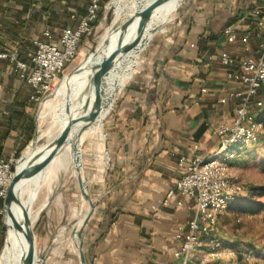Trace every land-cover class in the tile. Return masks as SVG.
<instances>
[{
	"label": "crops",
	"instance_id": "1",
	"mask_svg": "<svg viewBox=\"0 0 264 264\" xmlns=\"http://www.w3.org/2000/svg\"><path fill=\"white\" fill-rule=\"evenodd\" d=\"M88 2L0 0V50L25 37L46 40V28L57 38L65 26L76 25ZM260 3L264 0H186L170 34L150 46L142 76L118 103L108 145L114 169L108 176V196L85 230L88 264L180 263L174 256L175 234L191 218L194 201L189 196L182 197L181 205L177 198L167 206L162 201L185 171L179 158L191 159L194 144L198 154H213L220 146L214 126L235 117V105L221 104L219 96L243 85L227 78L220 53L245 55L241 38L256 27L255 19L245 15ZM238 22L240 31L232 40L223 28ZM250 44L258 57L259 38L253 34ZM6 65L0 59V133L9 130L10 135L0 147V158L17 150L20 123L33 116L36 101L26 82L5 74ZM238 149L234 146L235 156ZM154 204L160 208L159 218ZM206 248L193 251L191 259L198 264Z\"/></svg>",
	"mask_w": 264,
	"mask_h": 264
},
{
	"label": "built area",
	"instance_id": "2",
	"mask_svg": "<svg viewBox=\"0 0 264 264\" xmlns=\"http://www.w3.org/2000/svg\"><path fill=\"white\" fill-rule=\"evenodd\" d=\"M102 0H89L86 13L76 25L65 26L57 38H53L49 28L43 31L46 40H33L34 49L28 59L21 57L18 44H11L0 50V59L7 65L5 74L15 75L26 82L34 91L35 100H42L53 91L55 82L66 67L77 56L82 37L92 29L97 20ZM255 19L254 32L247 31L241 38L245 55L238 57L228 51H221L220 62L227 66L228 79L239 82L242 89H231L219 96L221 104H234L235 117L214 126L220 138V146L213 154L202 156L195 153L191 159L179 158V165L185 168L180 178L166 192L162 205L167 206L174 198L178 205L182 197L193 199V214L186 222L177 226L175 239L178 248L174 252L179 264H197L191 259L193 251L206 248L198 264H232L236 256L234 247L224 245L220 236L219 218L235 205L244 192V184L232 164L234 146H252L264 137V3L252 7L245 17ZM76 17L74 14L71 16ZM240 22L227 25L223 33L230 39L238 37ZM259 38L258 57H255L250 44L252 35ZM207 88L203 87L202 92ZM259 96L257 100L255 97ZM256 105V107H254ZM2 140L0 138V145ZM26 150L20 155L16 149L0 158V199L7 197L11 180ZM108 191L106 192V197ZM155 218L160 217V208L153 205ZM4 213L0 207V215ZM252 250L244 253L249 260Z\"/></svg>",
	"mask_w": 264,
	"mask_h": 264
},
{
	"label": "rangeland",
	"instance_id": "3",
	"mask_svg": "<svg viewBox=\"0 0 264 264\" xmlns=\"http://www.w3.org/2000/svg\"><path fill=\"white\" fill-rule=\"evenodd\" d=\"M128 0H107L104 6L102 18L98 24L86 34V38L79 45L76 58L68 64L66 70L55 82L54 89L49 93L38 106L35 113L37 131L30 145L29 158L33 152L43 143L42 136L44 130L52 122L51 116L42 117L47 110V105L54 101L55 93L61 85L63 78L69 74L82 60H98L102 54L95 49L99 47L107 48L115 39L117 30L121 24L129 21L130 10L127 6ZM186 0L179 7L171 12L166 10V15L171 14L173 20L166 23L165 27L152 38V40L141 51L139 57L134 59L127 69L123 68V73H128L127 80H124L116 94L108 93L111 82L107 80L106 97H115L113 108L104 120V143L105 154L100 163L98 155L102 154L98 147L97 138H86L82 144L84 175L89 182V189L95 201L101 204L106 198L108 191V176H112L114 169L112 163V153L109 149L111 133L115 131L116 111L118 103L125 95L127 88L142 76L146 66V54L152 44L160 38H165L170 34V30L176 23L178 15L185 5ZM174 4L171 0L170 6ZM173 6V5H172ZM106 42L110 44L106 46ZM45 104V105H44ZM59 105V102H57ZM32 143V144H31ZM240 147V145H237ZM99 149V151H97ZM26 158V159H27ZM100 164V165H99ZM232 164L240 175L244 184V192L235 203L220 216V236L224 245L235 248L236 256L231 259L232 264H264V207H259V203L264 204V195L255 194L252 186L264 185V137L252 146H241L237 155L233 157ZM103 166L104 170H101ZM96 177V179H95ZM95 180V181H94ZM30 186L27 185L23 192L26 199ZM28 189V190H27ZM80 195V197H79ZM75 170L70 169L67 173L65 167L59 168L52 180L44 178L41 189L37 195L32 211L37 213L34 220L33 234L35 236V248L37 256H45L43 264H79V257L76 248L70 242L71 230L77 216L85 211L87 203L81 199ZM263 206V205H262ZM97 210V209H96ZM4 222V218H3ZM72 222V223H71ZM5 224V223H4ZM7 226H0V240L4 239L5 246ZM252 250L249 260L245 259L244 253ZM73 260V261H72Z\"/></svg>",
	"mask_w": 264,
	"mask_h": 264
},
{
	"label": "bare ground",
	"instance_id": "4",
	"mask_svg": "<svg viewBox=\"0 0 264 264\" xmlns=\"http://www.w3.org/2000/svg\"><path fill=\"white\" fill-rule=\"evenodd\" d=\"M156 1L157 0H128L127 6L130 10L129 21H131L132 23L130 24L127 31L124 32L126 40L129 37L130 39H135L137 37L138 31H136V25L138 22V18L148 12L151 9L152 3ZM183 2L184 0H174V4H172L173 6L171 5V7H169L171 0H167L157 10L154 17L144 25L143 34L141 35L137 47L120 56L116 60L114 67L110 70V73L106 78V86L107 80L111 82V87L109 88L108 93L116 94L117 90L121 87L124 80H127L128 78V73L125 74L122 72L123 68L127 67L128 69L132 61L139 57L141 51L159 32V30L165 27L166 23L174 19L171 14H165L166 10L170 9V11L172 12L174 8L179 7L181 4H183ZM119 29L117 30L116 37L113 42L111 44L109 42H106V46L110 44L107 48L103 49L99 47V50H97V48L95 49L94 54H97V51L102 54L100 59L82 60L69 74H67L63 78L61 85L55 93L54 101L47 105V110L42 114V117H52L50 126L46 128L42 134L45 139L29 158L27 157L30 154V150L26 149L24 157L18 165L19 170L28 163V161L33 157L34 154L45 151L49 147L51 142L59 134V132L69 121V119H71L72 117L83 118L88 114L94 103L93 77L96 74L97 68L102 59L106 58L117 47L119 41ZM57 102H59V105H57ZM113 103L114 101L110 103L109 107L100 116V118L83 132L81 137V141H84L89 137L97 138L99 140L98 147L100 148V151L103 152L102 154L98 155V163H100L105 154L103 124L105 118L113 108ZM83 123L84 119L78 121L74 125L72 129L73 134L80 128ZM97 151H99V149ZM62 167H65L66 173L72 168L73 170H75L71 156L70 141L59 151L56 156H54V158L40 173L28 180L21 182L18 185L17 189L20 201L13 204L12 206L13 216L11 217L9 214H7L5 218V223L7 225V237L5 246L2 250V253L0 254V264H21L24 252L28 248V240L25 230L15 229L13 227L12 220L13 218H15L20 224H22L25 217V212L27 211L29 217V227H33V223L37 217V213H34L32 211V208L41 189L42 181L44 178H49L51 180L55 178L56 171H58L59 168ZM101 170H104L103 166L101 167ZM27 185H29L30 188H28L29 192L27 198L24 199L23 192L25 188H27ZM81 199L82 197L78 200L80 201ZM84 215L85 211L77 216L72 229L79 228ZM70 242L75 247L74 237L71 236Z\"/></svg>",
	"mask_w": 264,
	"mask_h": 264
},
{
	"label": "water",
	"instance_id": "5",
	"mask_svg": "<svg viewBox=\"0 0 264 264\" xmlns=\"http://www.w3.org/2000/svg\"><path fill=\"white\" fill-rule=\"evenodd\" d=\"M167 0H157L152 3L151 9L138 18L136 25V31L138 35L135 39L126 40L124 32L127 31L131 21L121 24L119 29V41L117 47L102 61L99 63L96 74L93 77V97L94 103L90 111L83 118L72 117L65 124L59 134L51 142L49 147L45 151L38 152L33 155V157L28 161V163L22 169H16L15 174L11 180L7 197L4 200V223L6 215H12L13 204L19 202L18 195V185L28 180L38 173H40L47 164L56 156L59 151L70 141V150L73 160V165L76 173V179L78 187L81 193L82 199L87 203V208L85 210L84 218L78 229H72L70 235L75 239V248L79 257V264H88L87 256L84 248L85 230L86 227L95 213L97 207L99 206V201H95L90 189L89 182L84 175L83 166V153L81 137L83 132L92 125L109 107L110 103L115 101V97H106V78L108 77L110 70L114 67L116 60L125 53L137 47L141 35L143 34L144 25L151 20L156 14L157 10L166 2ZM84 119V123L80 128L73 134L72 129L74 125ZM71 139V140H70ZM13 227L17 230L24 229L26 232V237L28 240V248L24 252L21 264H43L45 256H37L35 248V236L33 234V227H29V217L27 211L25 212V217L23 223L20 224L15 218L12 220ZM72 223V222H71ZM6 224V223H5ZM7 226V225H6ZM7 237V235H6ZM6 242V239H5Z\"/></svg>",
	"mask_w": 264,
	"mask_h": 264
},
{
	"label": "trees",
	"instance_id": "6",
	"mask_svg": "<svg viewBox=\"0 0 264 264\" xmlns=\"http://www.w3.org/2000/svg\"><path fill=\"white\" fill-rule=\"evenodd\" d=\"M106 1L107 0H102L101 5H100V9L98 12L97 20L92 24V28H94L98 24L99 20L102 18ZM85 38H86V34L82 37L81 42L84 41ZM13 44H18L20 46V50H21V57H23L24 59H28L29 50H30V48L33 47V39L25 37V38H22L20 40V42H15ZM38 106H39V102L35 101V104L32 107V111L34 112L33 116L24 117V119L20 123V131L17 135V141H16L18 155H20L21 152L28 146V144L34 138H36L37 124H36L35 113L38 109ZM9 135H10L9 130L6 131L5 133H0V138L2 140V144L0 145V147L4 146V142ZM252 189L255 191L254 192L255 194L264 195V185L257 186V187L252 186ZM258 205L261 208L264 207L263 203H259ZM3 206H4V199H0V207H3ZM3 218H4V213L0 215V226L5 228ZM3 245H4V239L1 238L0 250L3 247Z\"/></svg>",
	"mask_w": 264,
	"mask_h": 264
}]
</instances>
